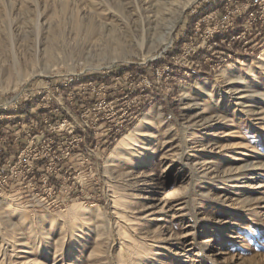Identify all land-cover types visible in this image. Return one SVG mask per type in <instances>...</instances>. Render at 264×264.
<instances>
[{"label": "rangeland", "instance_id": "obj_1", "mask_svg": "<svg viewBox=\"0 0 264 264\" xmlns=\"http://www.w3.org/2000/svg\"><path fill=\"white\" fill-rule=\"evenodd\" d=\"M151 1L0 0V147L15 153L55 122L49 112L35 126L20 107L77 117L90 99L84 83L129 85L117 78L123 71L149 85L116 144L158 110L120 157H109L116 144L108 141L87 159L73 151L60 163L39 160L53 176L45 186L12 179L0 194V264H264V42L255 41L263 25H253L260 13L245 21L251 48L226 56L203 47L205 29L218 22L200 15L223 21L242 1L191 0L159 44L167 21L146 28ZM261 9L264 16V1ZM198 42L200 54L188 61L184 51ZM245 164L244 173L231 172Z\"/></svg>", "mask_w": 264, "mask_h": 264}, {"label": "built area", "instance_id": "obj_2", "mask_svg": "<svg viewBox=\"0 0 264 264\" xmlns=\"http://www.w3.org/2000/svg\"><path fill=\"white\" fill-rule=\"evenodd\" d=\"M237 1H242L244 6L242 8L237 6L233 9L234 14L231 16L226 15L223 21H218L217 18L214 19L213 14L206 12H204L203 16L200 15L202 17L201 20L207 23L212 19L218 22V25H215V27L205 29V37L202 38L201 33L198 34L199 38H202V42H205L203 47L207 46L205 49L216 50L218 53L225 52L226 56H233L238 54L239 50L246 51L251 48V44L254 41L250 35L253 34V31H250L249 37H247V32L251 26L245 21L249 16L257 13L262 14L261 7L264 0ZM228 2L229 0H223L220 4L226 6L224 4ZM220 4L217 5L216 2L213 7L218 6V8H221ZM250 4L252 5L250 6ZM260 14V19H257L258 21L253 24L258 26L263 25L257 34L255 40L257 43L264 42V20L261 19H264V16ZM235 23H238L240 29L236 28L237 30H234ZM235 42H238V49L233 48L232 43ZM247 43L249 44L248 46ZM201 44L198 42L193 46H187L184 54L189 57L188 61L193 55L198 56L197 54H200V50H202ZM169 66L167 65V68ZM132 74H128L132 76L131 79H125L124 71L117 75V78L122 77V80H126L129 85L122 84L121 79H112L114 80L113 84H108L107 81L96 82L92 80L84 83L86 97L88 96L90 99L83 103L82 111H80L77 117L70 115L69 117L58 119L56 111L52 109L49 111L44 109L34 110L32 106L30 113L31 116L34 115L36 117L33 120L35 126L38 125L39 121H47L45 116L50 117L49 112L51 114L54 112L55 116L52 120H55V122L49 124L46 130H42V139L35 140V136H33L27 144L21 148L19 147L15 153L7 150L6 146L0 147V194L3 193L9 182L14 178L27 180L28 183L26 185H32L34 180L41 186H45L48 181L51 182L53 178L51 171H41L40 166H37L39 160L48 158L50 164L53 162L60 163L73 151L86 152L87 159L89 155L97 153L98 145L106 147L108 141H111V143L117 141L118 137L124 133L123 131L128 121L131 123L140 114V108L145 99H143V96L148 94L144 86L149 85L148 77L141 79ZM129 98H131L130 101H128ZM125 101H128V107H123L122 103ZM41 114H43L42 117H40ZM3 132L2 134L5 137L6 134ZM3 136H1V141ZM22 173H27V175L22 177ZM51 187H54V185H51ZM45 189H48V187Z\"/></svg>", "mask_w": 264, "mask_h": 264}, {"label": "bare ground", "instance_id": "obj_3", "mask_svg": "<svg viewBox=\"0 0 264 264\" xmlns=\"http://www.w3.org/2000/svg\"><path fill=\"white\" fill-rule=\"evenodd\" d=\"M190 1L191 0H186L185 3L183 4V3L177 2V0H155V2H152L151 1V2H149V4L146 3L147 5H144L143 6V11H144V15H143L144 25H146V28L147 29L155 28L157 25L160 24V22L162 20H164V22H165V20L167 21V25H166L167 27L163 24V28L165 26L166 31L164 33H161L160 36L158 37V39H159L158 44L160 42H163V41L167 40V39H170V37H171L170 35L172 33V30H173L176 22L181 17V15H182V13H183V11L185 9V6ZM174 14H175V18L174 17H171ZM258 57H259V61L261 62V65L264 67V50L261 52L260 56H258ZM234 71H236V69ZM256 75L257 74L255 73L254 74V77L255 78H256ZM197 86L198 87H202L200 84H197ZM184 96L185 97H189V94L185 91ZM203 117H204V115H203ZM205 119L206 120H209V121H212V120L215 119V117L213 115H209L207 117L205 116ZM157 120H158V110H157V108L153 107L148 112L144 113L142 115V117L140 118V121L138 122V124L134 128L130 129L128 132H126V134L118 141V143L116 144L114 150L111 152V154H110L109 157H114L115 158L116 156L117 157H120L121 155H123L132 146V144H134L135 141L139 139V138L137 139V137H138L139 134H143V133L146 134V132H148L146 125L147 124H149V125L150 124H154ZM181 152H182V150H181ZM248 166H249V164L239 165V166H237V168H236L235 171L231 170V172H233V173L234 172H239V173L242 174V173L245 172V170L248 168ZM125 175H126V173H125ZM73 206H76L77 207V205H73Z\"/></svg>", "mask_w": 264, "mask_h": 264}, {"label": "trees", "instance_id": "obj_4", "mask_svg": "<svg viewBox=\"0 0 264 264\" xmlns=\"http://www.w3.org/2000/svg\"><path fill=\"white\" fill-rule=\"evenodd\" d=\"M159 63H161V62H159ZM92 76V78H99V75L97 74V73H95V74H93V75H91ZM33 106V104H29L28 106H26V107H20V110H19V113L20 114H27L28 116H31V113H30V109H31V107ZM149 106H150V104H149V102H146L145 103V105H144V112L149 108ZM136 124V121L134 122V123H132V128H133V126ZM123 135V134H122ZM121 135V136H122ZM121 136H119L118 138H120ZM116 142L117 141H113L112 142V145H111V147H113L115 144H116Z\"/></svg>", "mask_w": 264, "mask_h": 264}, {"label": "clouds", "instance_id": "obj_5", "mask_svg": "<svg viewBox=\"0 0 264 264\" xmlns=\"http://www.w3.org/2000/svg\"><path fill=\"white\" fill-rule=\"evenodd\" d=\"M74 207H75V206H70L69 209L66 210V212H67V217H68V219H69L70 221H74V219H75V217H73V216L71 215V213H72Z\"/></svg>", "mask_w": 264, "mask_h": 264}]
</instances>
